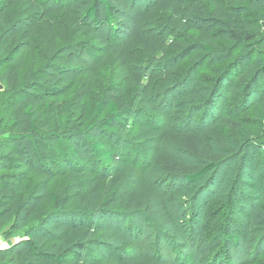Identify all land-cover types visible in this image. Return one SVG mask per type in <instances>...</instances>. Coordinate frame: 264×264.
Wrapping results in <instances>:
<instances>
[{
    "label": "trees",
    "instance_id": "16d2710c",
    "mask_svg": "<svg viewBox=\"0 0 264 264\" xmlns=\"http://www.w3.org/2000/svg\"><path fill=\"white\" fill-rule=\"evenodd\" d=\"M207 2L211 11L177 5L175 0H0V65L7 66L1 78L7 84L19 83L23 90L11 115L17 134L3 139L0 146V171H4L0 173V228H6L7 240L16 232L25 234L0 249V264H160L146 256L131 257L124 246L140 239L136 222L160 227L174 223L170 210L174 194L149 183L138 165L149 164L173 180L195 184L237 157V139L251 142L240 121L226 114H214L209 124L198 129L169 130L156 117L162 113L152 94L180 74L176 65L196 51L206 60L226 49L234 52L250 46L257 39L259 31L243 14L244 5L255 7L254 0ZM188 13L192 19L186 22ZM18 14L24 20H16ZM58 38L64 39L63 45L57 44ZM80 38L89 40L84 44L92 45L91 55L94 50L103 54L94 55L95 61L110 55L117 65L108 86L112 97L87 102L90 87L85 84L78 96L64 101V107L50 98L45 89L51 86L44 83L50 79L62 80L70 88L75 85L74 76L67 73L79 67L70 51L82 47ZM35 41L42 44L41 57L27 71L23 53ZM140 55L148 66L137 65ZM128 91L148 110L128 107ZM259 104L264 109V103ZM45 113H50L48 120ZM76 128L80 130L73 133ZM128 128L140 141L153 143L146 148L147 156L123 135ZM79 139L89 149V159L79 151ZM21 141L27 144V154L42 159H52L46 144H55L52 150L70 170L73 182L68 191L52 189L47 181H27L28 173L19 161L22 150L12 146ZM163 144L172 145L184 158L169 155ZM257 153L264 161V146ZM14 179L21 183L8 184ZM260 188L264 194V175ZM49 218L57 219L58 225L54 234L43 236L35 222ZM97 220L109 224L98 228ZM97 250L111 260L92 263L89 259L95 260ZM80 252L87 260H81Z\"/></svg>",
    "mask_w": 264,
    "mask_h": 264
},
{
    "label": "rangeland",
    "instance_id": "374dc122",
    "mask_svg": "<svg viewBox=\"0 0 264 264\" xmlns=\"http://www.w3.org/2000/svg\"><path fill=\"white\" fill-rule=\"evenodd\" d=\"M175 3L192 7L204 6L211 11L207 0H175ZM55 4L51 3L53 8H56ZM253 4L254 8L250 5L243 7L244 18L259 31L257 39L250 46L241 47L234 52L226 49L206 60L201 51H196L184 63L176 65L181 76L175 74L167 84L156 83V86L160 84L161 87L152 94L153 103L162 113L156 117L164 125L163 128L173 130L183 126L198 129L209 124L214 114L221 113L240 121L243 132L248 134L251 142L244 143L241 138L237 139L234 145L237 157L221 163L195 184L173 180L158 167L139 164V171L144 173L149 183L161 188L167 195L174 194L170 202L174 223L160 227L150 222L143 221L141 225L140 221L136 222L139 230H135L141 232L140 239L133 244L124 245L129 248L131 257L146 256L160 264H264V194L260 188L264 161L257 153V148L264 146V109L259 104L264 103V62L261 61L264 56V0H254ZM21 18L18 14L16 20ZM191 19L192 15L186 14V22ZM78 41L83 42L82 47H76L70 52L77 56L79 67L76 72L67 73V76H74L75 85L70 88L62 80L50 79L44 83L45 86H51L45 92L64 107V101L78 96L79 89L85 84L90 87L87 102L97 98L99 101L102 98L109 100L112 97L108 86L117 70L114 60L107 55L104 59H97L99 62L95 64L97 60L95 61L94 55L99 57L103 54L93 49L95 52L91 55L88 49L92 45L86 47L89 40L80 38ZM64 42L63 38L57 40L59 45ZM83 47L87 51L84 52L81 49ZM41 48L42 44L35 41L24 51L27 71L33 66L34 60L39 61ZM58 65L62 68L61 63ZM137 65L144 68L149 65V61L140 55ZM95 66L99 67L98 70H95ZM6 68V65H0V146L3 139H10L17 134L11 115H15L14 104L23 96L19 83L11 85L2 80ZM57 74L55 72V76ZM147 79L146 75L144 82ZM176 86L174 91H169ZM57 90L60 92L56 93ZM126 96L128 107L148 110L147 105L141 104L133 91H128ZM44 116L48 120L50 113H45ZM65 122L66 119L61 121L62 128L65 127ZM79 130L76 128L73 133H78ZM131 130L128 128L123 135L136 144L142 155L147 156L150 150L146 148L153 143L140 141L133 135L135 132L129 133ZM53 145L55 144H46L52 159H42L27 154L25 142L12 144L22 150L19 161L21 170L28 173L27 181H47L50 182V188L66 192L73 182L68 175L70 170L66 171L65 163L52 150L55 148ZM78 149L90 158L89 149L80 139ZM162 150L178 159L184 158L172 145L163 144ZM3 172L0 171L1 174ZM8 182L15 186L21 183L16 179ZM53 218L35 222L41 226V235L55 233L58 221ZM95 224L99 228L109 223L97 220ZM9 227L10 225L7 226ZM5 230L6 228H0V249L25 237L24 231H19L7 240L4 237ZM79 255L81 260L88 258L84 252ZM94 256L95 260L89 259L92 263H98L101 258L111 260L107 253L98 250L94 252Z\"/></svg>",
    "mask_w": 264,
    "mask_h": 264
}]
</instances>
